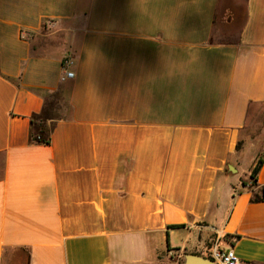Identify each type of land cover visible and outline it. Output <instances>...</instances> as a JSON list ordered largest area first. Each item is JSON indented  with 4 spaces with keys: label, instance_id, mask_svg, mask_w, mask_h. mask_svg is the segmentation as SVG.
Wrapping results in <instances>:
<instances>
[{
    "label": "crops",
    "instance_id": "obj_1",
    "mask_svg": "<svg viewBox=\"0 0 264 264\" xmlns=\"http://www.w3.org/2000/svg\"><path fill=\"white\" fill-rule=\"evenodd\" d=\"M263 104L264 0H0V264H264Z\"/></svg>",
    "mask_w": 264,
    "mask_h": 264
},
{
    "label": "rangeland",
    "instance_id": "obj_2",
    "mask_svg": "<svg viewBox=\"0 0 264 264\" xmlns=\"http://www.w3.org/2000/svg\"><path fill=\"white\" fill-rule=\"evenodd\" d=\"M217 39L220 41L223 38L218 34ZM242 151V163L247 165L251 163L254 157L257 160L264 155V104L260 106L257 115H252L249 120L242 140ZM249 182H251L250 179Z\"/></svg>",
    "mask_w": 264,
    "mask_h": 264
},
{
    "label": "trees",
    "instance_id": "obj_3",
    "mask_svg": "<svg viewBox=\"0 0 264 264\" xmlns=\"http://www.w3.org/2000/svg\"><path fill=\"white\" fill-rule=\"evenodd\" d=\"M34 124V121H33ZM36 124V123H35ZM52 126H36L35 125V130L32 132V139L36 142L43 143L45 145H49L51 143V134H52ZM237 149L241 150L242 149V142H239L237 145ZM264 164V155L260 156L257 159V162L255 164V167L251 171L250 174V184H247L246 182H243L242 184L244 187H247L249 191L252 193V198L251 201L253 203H260L264 202V189L259 190L258 192L254 191V188L257 186V176L263 167ZM171 228H180V226H173ZM238 237V236H237Z\"/></svg>",
    "mask_w": 264,
    "mask_h": 264
},
{
    "label": "built area",
    "instance_id": "obj_4",
    "mask_svg": "<svg viewBox=\"0 0 264 264\" xmlns=\"http://www.w3.org/2000/svg\"><path fill=\"white\" fill-rule=\"evenodd\" d=\"M69 60L63 62L64 74L63 80L74 78V73L68 70ZM210 260L216 264H242L239 257L236 255L233 249H222L215 246L211 252Z\"/></svg>",
    "mask_w": 264,
    "mask_h": 264
},
{
    "label": "water",
    "instance_id": "obj_5",
    "mask_svg": "<svg viewBox=\"0 0 264 264\" xmlns=\"http://www.w3.org/2000/svg\"><path fill=\"white\" fill-rule=\"evenodd\" d=\"M231 168L233 169V167ZM185 264H216V263L205 257H201L197 255H187Z\"/></svg>",
    "mask_w": 264,
    "mask_h": 264
}]
</instances>
